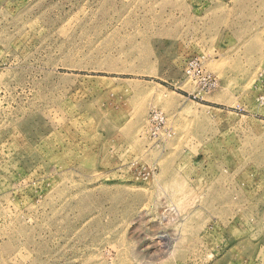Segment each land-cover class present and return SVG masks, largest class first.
Returning <instances> with one entry per match:
<instances>
[{"label":"rangeland","instance_id":"obj_1","mask_svg":"<svg viewBox=\"0 0 264 264\" xmlns=\"http://www.w3.org/2000/svg\"><path fill=\"white\" fill-rule=\"evenodd\" d=\"M0 264H264V0H0Z\"/></svg>","mask_w":264,"mask_h":264}]
</instances>
